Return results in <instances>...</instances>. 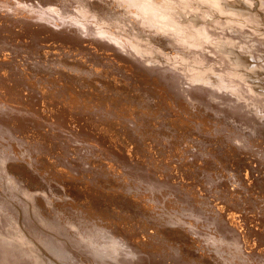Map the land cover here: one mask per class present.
<instances>
[{"label": "bare ground", "instance_id": "bare-ground-1", "mask_svg": "<svg viewBox=\"0 0 264 264\" xmlns=\"http://www.w3.org/2000/svg\"><path fill=\"white\" fill-rule=\"evenodd\" d=\"M52 45L51 74L29 73ZM98 76L156 107L83 90ZM263 158L264 0H0V264H264ZM40 180L80 200L35 196ZM33 216L67 236L11 228Z\"/></svg>", "mask_w": 264, "mask_h": 264}, {"label": "rangeland", "instance_id": "rangeland-1", "mask_svg": "<svg viewBox=\"0 0 264 264\" xmlns=\"http://www.w3.org/2000/svg\"><path fill=\"white\" fill-rule=\"evenodd\" d=\"M96 10V9H95ZM96 13H98V11H95ZM43 51H45V52H42V53H44L45 55H47V57H44L43 55V57L45 58V60H47V61H44V65H42V66H36V67H33V65H32V63L30 64V62L31 61H29V62H27V64L29 65L28 66V72L29 73H31V74H33V75H35V76H39L40 78H46L48 75H50L51 73H50V71H49V69H48V66H56L55 64H53L52 63V60H56L57 58H60V52L62 51V48H60V47H58L57 45H52V46H48V47H46ZM74 52H72V54H73ZM74 60V57L73 56H69L65 61H64V65H65V67H64V65H62V66H60L61 67V69H62V75H63V77L66 79V80H69V79H71V78H74V77H76V76H78V75H80L81 73H79V71H76V70H74V68H70L71 66V64H73L75 61H73ZM99 68L100 69H102V67L101 66H99ZM105 77H101V76H98L97 78H95V80L92 82V84H90V85H85L84 87H83V90H88V91H92V92H97L98 90H100L101 88H103V89H105V91H106V93H113L114 91L116 92V90H118L122 95H124V94H129V93H133V95H135V96H139L140 94H143L144 96H143V98H141L140 97V99L141 100H139V97H135L133 100H132V103L134 104V105H136L137 103H143L144 101V104L146 103V105H148L149 107H152V108H155L156 107V100H155V98H144L145 96L146 97H150V96H148L147 95V93L145 92L146 90H141V88L143 89V87L142 86H136V85H130V84H126V83H122V84H120V83H118V86L119 85H121L122 87H117V83H114L112 80H110V81H108V80H105L104 79ZM107 78H112V77H107ZM64 79V80H65ZM104 80V81H103ZM128 86V87H127ZM131 88H130V87ZM140 89V90H139ZM139 90V91H138ZM142 91V92H141ZM139 92V93H138ZM135 93V94H134ZM139 100V102H136V101H138ZM148 99V100H147ZM134 100H136V101H134ZM142 100H144V101H142ZM141 101V102H140ZM149 101V102H148ZM148 103V104H147ZM150 103H151V106H150ZM152 103H153V105H152ZM154 105H155V107H154ZM228 125V126H227ZM227 125H225L224 126V131H226V132H228L229 130H231L232 128H231V125H230V128H228L229 127V123L227 124ZM170 128H172V127H169V129L168 128H165V129H163V131H164V133H167V134H169V131L170 130H172V129H170ZM226 129V130H225ZM168 130V131H167ZM175 132V133H174ZM226 132H224V133H226ZM176 135V136H175ZM179 134L177 133V131H174V129L172 130V131H170V143H172L171 145H173V143L175 142V140L177 139L178 140V136ZM156 136H158V135H156ZM172 136V137H171ZM148 137V136H147ZM172 140H173V142H172ZM176 140V141H177ZM159 146H156V150L158 151L159 150ZM84 150H82V152H83ZM202 153L203 152H199L198 153V156H200L202 159H204V160H208V157H204V156H202ZM204 154V153H203ZM196 160H199V157H197V159ZM263 161H264V158L262 159ZM262 161V162H263ZM263 165H264V162H263ZM86 166H87V164H86ZM207 167V165H205V166H203L202 168H206ZM101 174H98L97 176H95V183L98 185V186H100V189H102L103 188V190H106V188H109L110 186H112L113 184H117L118 183V180H116V178L114 177V176H110V175H101ZM112 178V179H111ZM264 178V177H263ZM100 179V180H99ZM111 179V181H108V180H110ZM113 180V181H112ZM9 181V180H8ZM7 181V179L5 180V183H7L8 182ZM41 182H35L34 184H30V183H28V185H30V186H28V188H33L32 189V191L34 192H36V190H37V192L35 193V196H37V197H43V195H45L44 197H47V198H53L54 196H55V198H56V200L58 201H62V200H70V199H75V200H80V199H78V197L76 196L75 197V195H73L74 194V192H72L70 189H66V188H63L61 185L60 186H58V184H54V181L52 180V181H50V183L49 182H46V181H44V180H40ZM101 182V183H100ZM111 182V183H110ZM47 183V184H46ZM53 183V184H52ZM8 185H10L9 184V182L7 183ZM37 184H38V186H37ZM40 184H41V186H40ZM46 186H45V185ZM112 184V185H111ZM259 184V183H258ZM262 183H260L259 185L260 186H258L257 185V187L256 188H254V190L256 191V192H260L261 191V189L263 188V185H264V183L261 185ZM43 185H44V187L45 188H48L49 189V187H50V189L48 190V191H46L47 189H43ZM51 185V186H50ZM103 187H102V186ZM105 185V186H104ZM12 186V185H11ZM34 186H36V187H38V189L36 188V187H34ZM49 186V187H48ZM53 186V187H52ZM55 186V187H54ZM262 186V187H261ZM41 187V188H40ZM61 187L63 188V189H61ZM106 187V188H105ZM261 189H260V188ZM52 188H53V190H54V188H55V190H54V192H53V190H52ZM40 189V190H39ZM60 189V192L58 191ZM64 189H66V191L64 190ZM257 189H259L258 191H257ZM39 190V191H38ZM52 192H51V191ZM68 190V191H67ZM253 190V191H254ZM42 191H44V192H42ZM254 191V192H255ZM14 193H15V190L13 191ZM17 192V191H16ZM46 192V193H45ZM141 193V190L139 191V190H136V193ZM40 193V194H39ZM44 193V194H43ZM48 193V194H47ZM50 193V194H49ZM52 193V194H51ZM37 194V195H36ZM42 194V195H41ZM47 194V195H46ZM54 194V195H53ZM241 194L243 195V194H245V192L242 190V192H241ZM41 195V196H40ZM52 195H53V197H52ZM247 195V197L248 198H252V197H254L253 195H248V194H246ZM43 197V198H44ZM132 197V196H131ZM133 198V197H132ZM29 200V199H28ZM123 202V201H122ZM133 202V203H132ZM127 203V204H126ZM132 203V204H131ZM135 203V204H134ZM137 202H135V201H131V202H127V201H124V204H123V206L122 205H120V207H121V209L123 210V211H125L126 212V210H127V213L128 212H130V213H132L133 214V212H134V216H135V218L139 215V217H142L143 216V218H145V216H146V219H148V220H150L152 223H154L155 222V220H154V222H153V218L154 217H150L148 214H145V210L143 209V207H142V205L141 204H136ZM125 205H128V206H125ZM132 206V207H131ZM135 206V207H134ZM139 206V207H138ZM28 207H30L31 208V212L33 211L34 213H36L37 211L33 208L34 207V205L32 204V203H30V205H28ZM126 207H127V209H126ZM131 207V208H130ZM133 207H134V209H135V211L138 213V210H139V214H137L135 211H134V209H133ZM143 209H141V208ZM29 208V209H30ZM125 208V209H124ZM130 210H129V209ZM34 209V210H33ZM129 210V211H128ZM15 211H17V212H15ZM14 211V213L16 214V217H18L20 214V210L18 209V210H15ZM131 211H133V212H131ZM19 212V213H18ZM32 212V213H33ZM33 213V215H35ZM136 214V215H135ZM53 215V214H52ZM77 215V214H76ZM36 218L37 217H39L38 215H37V213H36ZM35 216H33V219H32V217H31V220L30 221H28V223H26V226L23 224V226H22V229H21V226L20 225H22V224H20L19 222H17L15 219L13 220V218L10 220L11 222H12V225H11V228H14L13 229V231H15L16 230V232H18V233H22L23 232V229L25 230H29V231H31L32 233L33 232H35V233H33L34 234V236H37V237H45L46 236V238H48L49 237V235L47 234V229H50L51 228V226L53 225V227L51 228L54 232H56V233H58L59 234V232H60V234H61V236L62 237H64V235H65V237L67 236L66 235V233L64 234L63 233V230H65V229H68L67 228V225H62V226H60L59 224L58 225H56L57 224V221H55V223H54V221L52 220V219H50V220H52L51 222L50 221H47L46 219H44L43 218V220H45V221H43L42 220V218H41V221H43V222H41V221H39V219H40V217H39V219L38 220H36V218H35ZM79 216V215H78ZM133 216V217H134ZM170 217H168L170 220H171V215H169ZM148 217V218H147ZM19 218V217H18ZM59 218V217H58ZM167 218V219H168ZM35 222H34V221ZM58 220V219H57ZM64 220V219H63ZM37 221H39L38 223H37ZM67 220L65 219L64 220V222L67 224L68 223V221L66 222ZM18 223L17 225L18 226H15V224L16 223ZM35 223V227H36V229H35V227H33V228H30V224L29 223ZM40 222H41V224H40ZM48 222H50V223H48ZM15 223V224H14ZM55 225H54V224ZM14 224V225H13ZM20 224V225H19ZM39 225V227H41V229H42V231H41V229L39 228V227H37L38 225ZM42 224H46V226L45 225H43L42 226ZM27 225H29V227L27 226ZM49 225H51L50 227H49ZM60 226V227H59ZM18 227H19V230H18ZM44 229H43V228ZM45 227L47 228L46 229V231H45ZM54 227H56V230H55V228ZM58 227V228H57ZM66 227V228H65ZM39 228V229H38ZM63 228H65V229H63ZM57 229L59 230V232L57 231ZM170 229H175L174 227H170ZM182 229V228H181ZM180 228H178L177 230H178V232H173V231H171V230H168V231H170L171 232V234H170V236L172 237V238H175L174 240L178 243L179 242V244H180V248L182 249V250H185V251H187L188 249V252L191 254V255H193L194 257L197 255V250L196 249H193V248H191L188 244H190L189 242H188V239L190 240V238H189V233L187 232V231H185V229H182L181 230ZM41 231L40 232V234H39V231ZM46 232V234L47 235H45V236H43V234H45V232ZM43 232V233H42ZM63 234H62V233ZM173 232V233H172ZM183 234H182V233ZM42 233V234H41ZM177 233V234H176ZM187 233V234H186ZM36 234V235H35ZM185 234H186V236H185ZM174 235H176V236H174ZM48 236V237H47ZM182 236H184V237H182ZM188 236V237H187ZM50 238V237H49ZM49 238H48V240H49ZM179 238V240H177V239ZM181 238V239H180ZM185 238V239H184ZM50 240H53L52 238H50ZM62 240H65V239H62ZM44 241V240H43ZM181 241H183V242H181ZM52 241H50V243H51ZM44 243H46V242H44ZM185 245H184V244ZM47 244V243H46ZM188 245V246H187ZM43 247V249H44V251H45V253H50L51 255L53 254V253H51V252H46V251H48V249L47 250H45L46 248V246L44 247V246H42ZM41 247V248H42ZM186 247V248H185ZM42 249V250H43ZM195 251H197V252H195ZM191 252H193V253H191ZM50 254H48V255H50ZM205 261H209L208 262V264H210L211 262V260H210V258H207ZM211 264H214L213 262L211 263Z\"/></svg>", "mask_w": 264, "mask_h": 264}]
</instances>
